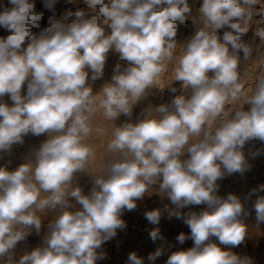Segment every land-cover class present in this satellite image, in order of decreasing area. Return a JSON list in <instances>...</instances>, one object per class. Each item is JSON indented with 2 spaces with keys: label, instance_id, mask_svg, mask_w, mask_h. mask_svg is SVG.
Returning a JSON list of instances; mask_svg holds the SVG:
<instances>
[{
  "label": "clouds",
  "instance_id": "clouds-1",
  "mask_svg": "<svg viewBox=\"0 0 264 264\" xmlns=\"http://www.w3.org/2000/svg\"><path fill=\"white\" fill-rule=\"evenodd\" d=\"M57 2L40 0L52 13ZM254 2L203 0L200 22L211 31H195L175 68V80L191 89L190 97L176 96L154 109L158 116L115 128L107 148L121 158L106 176L95 177L85 195L73 181L94 159L93 148L84 143L92 132L89 114L98 104L108 120L132 116L133 107L165 71V60L173 57L178 27L190 12L188 0H82L90 18L84 19V9H69L59 19L49 16L43 28L44 11L37 9V0H0V27L8 33L0 37V100L7 95L12 101L0 102V153H10L29 134L47 135L34 163L12 171L0 167V259L6 258L5 264H98L107 257L102 246L126 227L124 211L135 210L157 183L175 206L169 218L182 219L190 229V235L181 232L176 240L193 241L187 250L172 252L166 264H252L226 250L245 240L241 216L249 213L237 195L217 193L225 175H243L251 168L249 159L264 154V148H250L245 155L249 142L264 143V80L244 96L247 110H236L231 118L225 111L243 87L238 56L229 46L250 54L239 18L245 14L243 5ZM110 51L127 66H115L111 82L97 97L87 83L89 72L93 81L102 78ZM217 118L222 123L213 130ZM260 193L264 183L246 199L255 195V217L264 222ZM75 205L80 207L69 210ZM194 205L205 208L181 213ZM57 208L63 211L49 224L43 246L14 261L18 242L33 229L40 232L38 213ZM161 216L160 209L144 212L154 226ZM149 236L153 242L164 240L159 227ZM163 251L158 247L147 259L154 262ZM126 264H144V259L132 251Z\"/></svg>",
  "mask_w": 264,
  "mask_h": 264
},
{
  "label": "rangeland",
  "instance_id": "rangeland-1",
  "mask_svg": "<svg viewBox=\"0 0 264 264\" xmlns=\"http://www.w3.org/2000/svg\"><path fill=\"white\" fill-rule=\"evenodd\" d=\"M202 2L203 0H188L190 12L187 14L188 18L178 27L177 36L175 38L176 47L174 49L173 57L165 60V71L161 74L157 82L147 90L146 96L133 107L131 117L121 114L117 119L109 121L105 117L103 109L100 108L98 104L89 114V122L93 133L91 132L89 136L85 138L84 143L93 148L94 159L90 161L88 168L84 172L76 174L73 181V187L79 186L82 189L83 194L87 195L90 192L93 186V180L97 175L106 176L111 164L121 158L119 152H110L107 148L108 143L112 139L113 130L115 128L120 127L124 123H136L150 115L158 116L159 114L155 113L154 109L161 104H171V101L176 96L183 95L185 97H190L191 89L183 88L182 82L175 80V68L178 66L179 59L183 55L186 46L195 31L205 28L200 22V7ZM243 6L245 8V14L243 17L239 18V22L242 27L246 29V32L241 39L242 43L249 47L250 54L245 55L243 49L237 51L231 49V46H229L230 53L238 56L237 70L239 74V82L243 86L241 96L236 101H229L226 104L225 111L229 113V118L234 115L236 110L248 109L249 105L244 102V96L251 94L256 89L258 83L261 80H264V35H261L264 33V0H255L254 3L244 4ZM77 8L84 9L87 13L84 19L90 18L91 12L87 6L82 3V0H58L55 6V13L44 10L40 0H37V9L44 11V17L41 20L40 27L43 28L49 26V16L55 14L59 19L66 10L71 9L75 11ZM205 30L211 31L210 28H205ZM225 30H227V28L220 29L217 34L222 37ZM35 31H39V29H35ZM106 31L110 33L111 30L106 29ZM7 34L8 33L0 27V37L6 36ZM118 64L124 67L127 66V62L121 60L115 51H110L105 65L104 76L93 81L91 80V72H89V80L87 83L88 86L92 88L94 96H102V89L105 84L111 82L113 69ZM173 88L176 89L175 92L171 91ZM221 123L222 118H217V120L211 125L212 129L214 130ZM32 137L34 136L32 135ZM37 137L44 139L45 135ZM200 138H202V134L201 137H193L190 140V143L198 142ZM32 148L31 154L33 159L28 162L34 163V154L39 147L34 145ZM250 148L253 151L264 148V143L260 141H252L246 144V156ZM184 158H187V153L182 157V159ZM23 163L27 162L24 160H18L13 162V164H10L7 168L9 171H12ZM249 163L251 164V168L243 175L240 173L225 175L219 180V190L217 195L222 197H226L229 193L237 195L244 204L245 210L249 213L246 216H241L242 222L246 225L245 240L238 247H227L226 250L233 252L241 258H248L251 260L252 264H254L255 260L260 257V253L264 251V222H257L256 220L255 211L252 207L256 198L255 195L250 200L246 199V197L252 188L258 187L259 184L264 183V154L257 156L255 159L250 158ZM158 189L159 185L157 183V185H154L142 200L137 201V208L135 210L124 211L121 218L124 220L126 227L117 230V235L102 246V250L106 252L107 257L103 261H98V264H122L121 257L136 250L137 244H135L136 238L134 236L137 235V233L135 230L138 229V224L142 223L144 211L149 206L151 209H160L162 219L168 218L177 224L184 223L182 219H178L175 216L169 218L168 211L175 206L172 205L167 197L163 193H160ZM260 194L264 195V193ZM72 202L74 203V201ZM166 205L168 206L167 208H165ZM79 207V205H75V208L69 210L74 211ZM204 208V205H194L181 209L180 211L182 214H186L189 211L200 212L204 210ZM61 211H63V209L57 208L55 210H45L44 213H38V215L41 216L42 221L41 230L38 234L35 230L33 232L31 231V235H29L24 241L18 242L16 249L14 250V261H18L20 256H22V251L25 246H27V252H30L36 247L43 246L45 238L49 233V224L54 221ZM187 231L188 235H190V229L188 226ZM188 241L192 240L189 239ZM213 242L219 243L215 238H213ZM221 247L225 246L221 245ZM262 257H264V254H262Z\"/></svg>",
  "mask_w": 264,
  "mask_h": 264
},
{
  "label": "crops",
  "instance_id": "crops-1",
  "mask_svg": "<svg viewBox=\"0 0 264 264\" xmlns=\"http://www.w3.org/2000/svg\"><path fill=\"white\" fill-rule=\"evenodd\" d=\"M153 210L149 207L145 211ZM144 211V212H145ZM154 227H159L161 234L164 237V240H157L153 242L150 239L149 233ZM137 235L134 237L136 238L135 244L138 256L144 259V264H166L167 257L174 251L178 250H187L188 248L193 246L192 241H188L187 239L183 244L179 243L176 240V237L183 232L185 235H188L187 225L186 224H177L174 221L172 222L170 219H162L159 225H152L150 224L143 215V220L141 224H138V229L135 230ZM158 247H163V255L157 257V259L152 262L147 259L148 255L154 252ZM264 251L260 253V257H258L254 264H264V257H262ZM128 255L122 256V264H126Z\"/></svg>",
  "mask_w": 264,
  "mask_h": 264
},
{
  "label": "bare ground",
  "instance_id": "bare-ground-1",
  "mask_svg": "<svg viewBox=\"0 0 264 264\" xmlns=\"http://www.w3.org/2000/svg\"><path fill=\"white\" fill-rule=\"evenodd\" d=\"M99 88V87H98ZM101 91V90H100ZM25 92H26V86H25ZM0 102L7 103L9 105L12 104V101L10 98L6 95L5 97L0 100ZM140 112V111H139ZM134 120V119H133ZM139 120V119H138ZM108 121V120H107ZM110 121V120H109ZM118 122V121H117ZM123 122V121H122ZM136 122V121H135ZM120 124V123H119ZM118 125V124H117ZM114 126V125H113ZM99 129V128H98ZM93 133V131H92ZM24 143L23 144H16L13 145L10 153H0V167L7 165V167L10 166V164H13V162H16L18 160H24L26 162L31 161L33 159V156L31 154L32 147L34 145L40 147L42 142L47 139V135L45 134V138H38L37 136L32 137L31 134L25 136ZM34 229L32 230V232ZM27 246L23 248V254H25L27 251ZM22 254V255H23ZM5 259L0 260V264H5Z\"/></svg>",
  "mask_w": 264,
  "mask_h": 264
}]
</instances>
